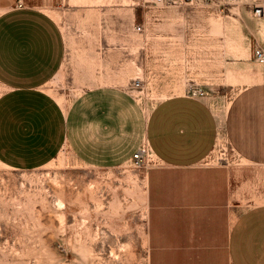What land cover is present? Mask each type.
I'll use <instances>...</instances> for the list:
<instances>
[{
	"label": "rangeland",
	"instance_id": "374dc122",
	"mask_svg": "<svg viewBox=\"0 0 264 264\" xmlns=\"http://www.w3.org/2000/svg\"><path fill=\"white\" fill-rule=\"evenodd\" d=\"M255 5L264 1H45L66 40L45 89L64 108L69 136L42 167L0 164V264H149L151 153L141 166L131 160L147 147V117L162 99L202 89L225 121L235 95L264 70L254 59L262 46L249 51L264 37ZM219 139L212 162H231L224 129Z\"/></svg>",
	"mask_w": 264,
	"mask_h": 264
},
{
	"label": "crops",
	"instance_id": "0c3cea01",
	"mask_svg": "<svg viewBox=\"0 0 264 264\" xmlns=\"http://www.w3.org/2000/svg\"><path fill=\"white\" fill-rule=\"evenodd\" d=\"M45 1L0 0V164L11 169L48 164L69 136L64 108L45 89L66 54ZM256 46L264 37L249 51ZM258 76L235 95L225 121L224 111L188 94L151 109L144 131L152 158L149 264H264V70ZM223 129L233 158L215 164Z\"/></svg>",
	"mask_w": 264,
	"mask_h": 264
},
{
	"label": "built area",
	"instance_id": "2783aa9c",
	"mask_svg": "<svg viewBox=\"0 0 264 264\" xmlns=\"http://www.w3.org/2000/svg\"><path fill=\"white\" fill-rule=\"evenodd\" d=\"M199 0H152V2L155 5H169V6H182L185 4H189V5H193L196 4ZM264 1V0H261ZM19 6H21V4L19 3ZM253 13L256 16H262L264 14V8L261 5H255L253 8ZM135 30L141 31L142 30V25L139 24L135 27ZM254 59L255 61H257L260 64L264 65V48L262 47H256L254 50ZM138 84V83H137ZM188 95H191L193 97H202L204 95V92L202 89H197V90H193L192 92H190ZM147 150L148 148L146 147H141L139 148L132 156L131 160L133 162L134 165L136 166H141L144 162V158L147 154Z\"/></svg>",
	"mask_w": 264,
	"mask_h": 264
},
{
	"label": "bare ground",
	"instance_id": "6f19581e",
	"mask_svg": "<svg viewBox=\"0 0 264 264\" xmlns=\"http://www.w3.org/2000/svg\"><path fill=\"white\" fill-rule=\"evenodd\" d=\"M217 115H218V119H219V125H220V128H221V125H222V116H221V114H217Z\"/></svg>",
	"mask_w": 264,
	"mask_h": 264
}]
</instances>
